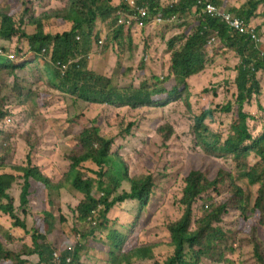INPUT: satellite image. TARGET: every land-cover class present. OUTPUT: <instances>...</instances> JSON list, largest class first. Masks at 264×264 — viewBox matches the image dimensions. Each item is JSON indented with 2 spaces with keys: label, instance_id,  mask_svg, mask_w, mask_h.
Instances as JSON below:
<instances>
[{
  "label": "trees",
  "instance_id": "1",
  "mask_svg": "<svg viewBox=\"0 0 264 264\" xmlns=\"http://www.w3.org/2000/svg\"><path fill=\"white\" fill-rule=\"evenodd\" d=\"M15 1L2 0L0 4V41L15 46L11 53L3 45L0 46V75L13 78L14 90L22 94L27 89L19 73L22 75L23 70L34 62L43 65L45 59L51 56L52 61L67 64L68 68L66 74L61 76L52 64L47 65L48 79L61 92L70 95L74 102L82 101L89 107L109 106L116 111L126 110L128 114L121 118L116 130H110L107 134L102 132L97 120L84 126L78 135L79 149L67 154L68 169L59 175L46 171L37 163L35 148L27 154L24 165L6 164L4 159L9 148L0 150V214L6 215L11 226L19 228L30 238L29 243L14 251L9 244L18 238L12 234L13 229L0 223V264H53V252L60 244L52 236L59 227L63 230L64 226L69 225L66 216L60 215L58 219L50 208H45L29 227L15 209L13 190L17 186L22 207L30 204L31 196L38 198L41 193L49 206L56 202L57 196L65 193L73 199L78 198L76 221L83 223L81 225L95 221L99 223L97 228L108 229V214L118 203L137 200L142 207L146 206L156 185L152 174L131 175L128 164L118 151H112V147L117 136L129 134L134 126L136 130L145 128L144 122L141 124L140 121L150 117L152 107L163 108L173 102L183 101L187 108H191L189 98L192 89L187 80L197 74L202 75L201 72L205 70L208 64L207 44L212 37L216 38L214 44L219 42L221 49L233 50L239 57L235 66V100L221 109L231 113L229 131L223 138L209 128L206 118L212 116V109L192 116V130L197 145L204 152L228 155L238 172L233 174L219 170L216 176L210 178L200 169L188 171L184 176L179 201L184 209L183 214L168 224L174 253L163 262L148 264H264V244L258 231L264 225V128L253 135L249 121H254L256 116L245 109L254 99L258 109L263 107L264 84L259 74L264 72V49L256 39H259L260 27L256 28L252 21L264 16V12H258L264 0H246L241 7L231 9L232 13L244 19L247 29L244 33L228 29V24L221 20L222 16L215 17L203 12L202 4L198 5L201 10L196 17V24L193 27L183 26L190 28L188 30L179 29L181 26L171 29L168 22L161 24L162 31L150 35L149 39L154 47L164 48V40L158 42L157 38L165 34L168 65L164 74L156 71L143 78L146 69L155 66L133 61L131 74L141 78L140 86H135L132 80L118 84L114 76L100 74L91 68L88 58L94 41L100 35V32L95 31L97 19L110 21L111 38L119 42L128 39L131 43V31L145 28L143 19L138 22L134 20L129 27L123 25L113 29L115 13L127 9L129 0ZM135 1L137 5L149 4L151 10L161 12L165 17L172 14L187 15L197 2L177 0L173 4H169V1L164 4L161 0ZM228 1L211 0L219 9L226 8ZM251 30L256 38L249 33ZM170 31L174 34L170 35ZM40 69L36 70L39 72ZM1 86L0 83V106L3 107L5 97ZM7 113L0 108V122H3L0 136L10 137L12 134L8 132L12 124L7 121L11 117ZM108 126L111 127L110 124ZM156 133L160 138L167 139L175 135L176 131L173 126L164 124L156 129ZM254 155L257 158L252 164ZM86 162L96 165L97 169L84 168ZM151 163L156 164L154 168L158 166L157 160L151 159ZM161 176L164 180L170 177L165 171ZM239 179L246 180L248 185L258 186L251 206L247 195L238 185ZM94 189H97L96 193ZM198 199L201 200L199 206H195ZM230 209L239 210L246 224L243 222L235 229L224 226V216L230 213ZM194 211L199 213L198 216L194 217ZM193 223L195 227H192ZM119 231L121 228H109L105 242L108 258H100V263L144 264L149 261L151 256L147 246L133 243L122 248L127 237ZM239 232L249 235L253 263L235 258ZM95 233L96 230L88 228L82 234L87 236ZM82 249L81 245L75 247L70 264H82ZM69 254L63 253L60 264H66ZM35 257L37 261H34ZM87 260L89 262L91 259Z\"/></svg>",
  "mask_w": 264,
  "mask_h": 264
},
{
  "label": "rangeland",
  "instance_id": "2",
  "mask_svg": "<svg viewBox=\"0 0 264 264\" xmlns=\"http://www.w3.org/2000/svg\"><path fill=\"white\" fill-rule=\"evenodd\" d=\"M11 1L16 2L15 0ZM245 1L229 0L225 9L231 11L234 7H241ZM169 2L175 3L176 0ZM1 3L2 0H0ZM258 12H264V4L259 6ZM196 19L193 17L184 18L177 22L173 21L174 23L170 26H172L171 29L181 26L182 28L179 29L188 30L190 28L186 29L183 26L193 27L196 24ZM252 22L256 28L260 27L258 42L263 45L264 49V16L258 17ZM110 26V21L103 22L101 19H97L95 31L100 32V35L94 41L93 50L88 57L91 61V68L100 74L114 76L118 84L132 80L135 82V86H140L141 78L137 74H131L133 61L155 66L153 69L147 68L143 78L156 71L164 74L169 61L166 56L168 51L165 50L167 45L165 34L163 37L157 38L158 42L164 40V48L154 47L149 39L150 35L157 34L163 29L162 25L132 30L130 33L131 43L128 39H123L121 42L112 39ZM115 28L114 24L113 29ZM172 33L174 34L173 31H170V35ZM99 40L103 42L99 44ZM2 45L8 53L13 52L15 47L13 43L0 41V46ZM207 46L208 64L205 70L201 72L202 75L197 74L187 80L190 89H192L189 98L191 108H187L183 101L173 102L163 108L152 107L150 117L140 121L141 124L144 122L145 128L140 127L136 130L134 126L129 134L117 136L112 147V151H118V154L128 164L131 175L152 174L156 185L146 206L142 207L137 200L118 203L108 214L110 218L107 222L108 229L106 227L97 228L99 223L87 222L85 225H81L83 223L76 221L75 208L79 203L78 198L73 199L65 193L62 196H57L56 202L49 206L46 197L41 193L38 198L31 196L30 204L22 207L19 202L20 196L18 198L20 193L17 186L13 190V194L16 198L15 209L20 218L24 219L30 227L33 219L45 208H50L58 219L60 215L66 216L69 225L64 226L63 230L59 227L52 237L58 241L61 248L72 246L75 250L77 245H81L83 247L81 251L82 264H101L100 258H108V246L105 245V242L110 227L121 228L119 232L127 237L122 248L133 243L149 248L151 257L144 264L154 261L163 262L170 257L174 253V247L171 243L168 224L178 220L183 214L184 209L183 206H180L179 201L182 197L184 176L190 169H200L210 178L216 176L219 170L230 171L233 174L238 172L228 155L219 156L204 152L197 145L192 130V116L212 109L213 114L206 118V124L212 131L225 138L229 131L231 113L221 111V109L228 102L235 100L234 80L237 74L235 66L239 61L238 55L233 50L221 49L219 42ZM8 53L2 52L4 55ZM49 64L51 63L47 58L43 65L34 62L23 70L22 75L19 73V77L27 87L22 94L14 90L15 85L12 77L0 75V83L3 85L1 86L3 87L2 93L5 97L4 105L3 107L1 105L0 108L8 112L7 115L11 116L10 123L12 124L8 132L12 136H0V150L4 147L9 148L4 159L6 164L24 165L27 154L31 150L33 152L35 148V154L38 157L37 163L41 164L46 171L59 175L60 172L64 173L68 169L67 154L79 149L78 135L84 126L97 120L102 132L107 134L110 130H116L121 118L128 113L126 110L116 111L109 106L89 107L85 102H74L70 95L61 92L48 79L45 67ZM37 68L42 69L38 72ZM259 75L264 84V72ZM262 104V109H258L254 99L252 103L245 106L250 114L256 116L254 121H249L253 135H257L264 128V97ZM2 123L0 122V125ZM164 124L173 126L176 134L167 139L160 138L156 129ZM31 145H33L32 148ZM256 158L254 155L252 164L256 162ZM151 159L157 160V167L154 168L156 164H152ZM89 167L93 170L97 169L96 165L86 162L84 168ZM164 171L170 176L166 180L161 176ZM238 185L247 195L251 206L256 197L258 186L248 185L244 179H239ZM225 189L227 190L226 186ZM96 191L97 189H94L93 192L96 193ZM200 201L198 199L195 206H199ZM198 214L197 211H194V217ZM243 222L245 223L240 211L230 209V213L224 216L222 224L230 229H235ZM0 223L13 229L12 234L18 238L9 244L10 249L18 251L26 242L29 243V235L23 234L19 228L11 226L6 215L0 214ZM192 227H195L194 223ZM88 228H93L96 233L83 236L82 233L86 232ZM258 231H260L259 236L264 244V225L260 226ZM237 241L236 260L241 258L253 263L254 255L249 243V235L239 232ZM87 258L91 260L88 262ZM33 259L37 261L36 257Z\"/></svg>",
  "mask_w": 264,
  "mask_h": 264
},
{
  "label": "built area",
  "instance_id": "3",
  "mask_svg": "<svg viewBox=\"0 0 264 264\" xmlns=\"http://www.w3.org/2000/svg\"><path fill=\"white\" fill-rule=\"evenodd\" d=\"M197 3L203 5V12L211 16H215V17L222 16L221 20L225 21L230 27V29L239 31L241 33H244L247 31L245 27L244 19L238 16H235L231 14L230 12L222 11V9H219L216 4L211 2V0H197ZM129 5H130V9L128 12L124 10L119 11V19H118L119 23L125 22L127 24H131L133 19L148 15V12H149L148 8L147 7L139 8L138 6H136V3L134 0H130ZM132 8H136V11L134 10L131 13ZM158 20H161V18H158ZM249 33L252 34L253 38H256V35L253 33V30H251ZM8 120L10 121V119ZM92 222H95V221H92ZM73 251H74V247L72 246L64 247V248H61L60 250H55L53 252V258H52L53 264L61 263L62 255L64 252L65 253L70 252V254L66 256V264H70L72 262Z\"/></svg>",
  "mask_w": 264,
  "mask_h": 264
},
{
  "label": "clouds",
  "instance_id": "4",
  "mask_svg": "<svg viewBox=\"0 0 264 264\" xmlns=\"http://www.w3.org/2000/svg\"><path fill=\"white\" fill-rule=\"evenodd\" d=\"M130 1V0H129ZM135 1V0H134ZM177 1V0H176ZM135 3H136V1H135ZM129 4V3H128ZM165 4H167V3H165ZM169 4H173V2H171V3H169ZM199 4L196 2V5H195V7H193V10L190 12V13H188L187 15H183V14H172L170 17H165L164 15H163V13H161V12H155V11H153V10H151V8H150V5L149 4H146V5H137L136 4V6H138L139 8H142V7H147L148 8V10H149V12H148V15L147 16H144V17H140V18H136V19H133L132 20V23L131 24H127V23H125V22H123V23H119V21H118V19H119V11L120 10H117V12L115 13V15H116V22L114 23L115 25H116V27H119V26H123V25H125L126 27H129V26H131L132 24H133V21L134 20H136L137 22L139 21V20H143V19H145V22H144V27L145 28H147V27H150V26H152V25H154V26H158V25H161V24H165V23H170V24H172V23H174V22H177V21H180V20H183L184 18H188V17H193V18H196L197 16H199L200 15V12H199V10H201V9H199V6H198ZM128 6V5H127ZM129 9H130V5L128 6V8L127 9H124V11H126V12H128L129 11ZM222 9V8H221ZM136 11V8H132V10H131V13L133 12V11ZM222 10H225V11H227V12H230L231 14H233V15H235V16H237L236 14H234V13H232L230 10H227V9H222ZM238 17H240V16H238ZM158 18H161V20H158ZM174 21V22H173ZM228 29H230V27L228 26ZM231 31H235V32H239V31H236V30H232V29H230ZM162 30H160L159 32H161ZM239 33H241V32H239ZM79 38V37H78ZM258 39V38H257ZM259 40V39H258ZM103 41L102 40H99V44H101ZM216 42V38L215 37H212L209 41H208V44H214ZM207 44V45H208ZM208 47V46H207ZM49 61H50V63L53 65V67L56 69V70H58V72H59V74L61 75V76H64L65 74H66V72H67V68H68V66H67V64H61L60 63V61H57V62H55V61H52V59H51V56L49 57ZM236 93H237V90H236ZM236 95V94H235ZM235 98V97H234ZM10 119V118H9ZM11 120V119H10ZM8 122L10 123V121L8 120ZM61 248V247H60ZM56 250H60L59 249V247L56 249Z\"/></svg>",
  "mask_w": 264,
  "mask_h": 264
},
{
  "label": "crops",
  "instance_id": "5",
  "mask_svg": "<svg viewBox=\"0 0 264 264\" xmlns=\"http://www.w3.org/2000/svg\"><path fill=\"white\" fill-rule=\"evenodd\" d=\"M168 1H170V0H161V2L164 4L167 3ZM59 249H61L60 246H59Z\"/></svg>",
  "mask_w": 264,
  "mask_h": 264
}]
</instances>
